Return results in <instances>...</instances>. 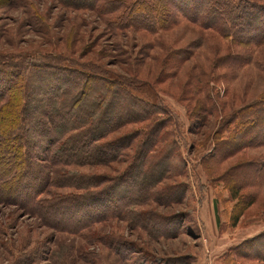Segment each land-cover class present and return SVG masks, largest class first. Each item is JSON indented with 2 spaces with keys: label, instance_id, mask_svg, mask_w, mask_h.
Here are the masks:
<instances>
[{
  "label": "rangeland",
  "instance_id": "1",
  "mask_svg": "<svg viewBox=\"0 0 264 264\" xmlns=\"http://www.w3.org/2000/svg\"><path fill=\"white\" fill-rule=\"evenodd\" d=\"M123 1L128 6L138 0ZM110 2L99 0L97 9L87 10L58 0H0V54L43 53L96 63L111 77L135 80L133 94L151 109L163 105L172 110L179 131L173 121L153 130V115L140 123H133L125 110L109 115L110 128L123 123L107 136L121 143L116 161L110 158L116 149L104 146V157L89 152L94 160H105L102 166L79 170L117 178L128 171L129 199H111L120 208L119 217L106 209L103 222L71 234L0 200V264H264V235L257 237L264 233V131L254 128V142L240 151L227 144L235 119L264 102V44L240 48L188 20L185 14L192 11L187 7H172L159 31L114 28L120 12H100ZM260 27L258 31L264 30ZM53 79L57 85L62 77L55 74ZM48 84L34 91L35 101ZM68 90L73 91L66 88L59 101L70 98ZM5 104L8 120L14 116V98ZM38 104L29 117L36 140L38 121L48 122L42 112L53 111ZM120 105L131 108L127 101ZM88 126L93 128L94 121ZM63 140H55V146ZM141 149L153 151L146 165L139 161ZM170 155L166 174L162 167L154 169L161 156ZM141 198L143 205L130 208L132 224L123 214L124 201ZM240 209L246 211L234 225L233 215ZM71 213L61 217L84 219Z\"/></svg>",
  "mask_w": 264,
  "mask_h": 264
},
{
  "label": "trees",
  "instance_id": "2",
  "mask_svg": "<svg viewBox=\"0 0 264 264\" xmlns=\"http://www.w3.org/2000/svg\"><path fill=\"white\" fill-rule=\"evenodd\" d=\"M58 1L67 7L92 10L97 9L99 0ZM110 1V6L101 8L100 12H120L114 20V28L159 31L168 23L172 7H176L177 11L180 7H187L192 11L189 15L185 14L188 20L204 29L218 32L222 38L240 48L264 44V30H257L264 25V3L254 0H138L128 6L123 0ZM259 32H263L261 37L258 36ZM55 74L62 77L61 81L56 80L57 85L53 79ZM45 83L49 84L41 89V96L35 101L34 91L40 90L38 86ZM136 83L135 80L123 77H111L109 72L96 63H80L73 58L64 59L43 53L0 54V200L22 209L25 214L41 219L43 225L49 228L71 234L103 222L104 213L108 211L106 209L113 211L115 218L120 211V208L117 209V202H114L117 195L127 196L128 199L131 195L129 192L132 184L129 183L131 180L128 171L117 178L79 170L94 169L104 164L105 160H94L89 152L92 154L97 151L104 157V146H109L110 150L121 146L115 139L108 140L107 136L116 132L115 128L123 123L110 128L112 121L106 118L125 110L128 118L135 120L133 123H140L153 115L156 117L153 130L167 121H173L179 131L177 116L172 110L163 105L151 109L133 94ZM71 87L74 92H65L70 98L59 101L65 89ZM12 98L15 103L14 116L7 120L5 102ZM123 101H127L131 107L129 110L121 108ZM38 103L53 111L42 112L48 122L40 118L36 127L37 133L35 132L39 139L36 140L32 136L33 122L29 117L36 108L34 104ZM250 108L233 122L235 129L227 144H234L237 151L254 142L256 134L250 135L254 128L261 127L264 131V102ZM134 114L137 117L132 119ZM92 120L95 126L90 128L88 125H91ZM6 126L7 130L4 129ZM106 127L110 129L106 131ZM158 131L157 139L161 135V129ZM126 137L130 141L133 135ZM179 137L181 139L180 135ZM63 138L61 146H55V140L59 142ZM119 140L121 142L123 139ZM80 141L81 146L73 143ZM148 141L154 142V145L157 143L153 138ZM117 152L116 149L115 156H110L111 161H116ZM152 153V150L141 149L138 152L140 163L145 162L146 165ZM171 157L170 155L164 159L161 156L158 163L154 164V169L162 167L166 174L171 169ZM133 167L134 164L131 169ZM51 188L57 190V194L50 192ZM65 189H70L71 192H59ZM105 201L109 202L107 206L104 205ZM144 203V198L140 201H124L125 218L134 224L135 215L130 208ZM245 211L240 209L233 215L234 225L238 224ZM71 212L80 213V217L84 219L74 221L61 217L67 213L72 214ZM215 213L216 222L220 224L217 207ZM263 235L261 233L257 237Z\"/></svg>",
  "mask_w": 264,
  "mask_h": 264
}]
</instances>
